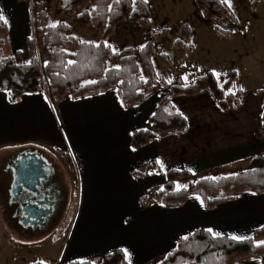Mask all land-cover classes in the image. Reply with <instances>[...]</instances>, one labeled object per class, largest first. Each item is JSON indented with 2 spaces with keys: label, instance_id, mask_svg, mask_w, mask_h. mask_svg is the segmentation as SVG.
I'll return each mask as SVG.
<instances>
[{
  "label": "crops",
  "instance_id": "obj_1",
  "mask_svg": "<svg viewBox=\"0 0 264 264\" xmlns=\"http://www.w3.org/2000/svg\"><path fill=\"white\" fill-rule=\"evenodd\" d=\"M147 3L152 11L150 27L121 23L105 40L113 51H136L149 41L150 29L156 33L155 43L165 38L160 33L172 14L165 8L168 1ZM34 4V0H0V10L9 27L5 37L9 36L15 53L27 50L23 63L30 62L27 40L34 33ZM234 14L239 24L232 29L231 39L211 30L203 36V46L209 52L206 58L219 61L216 68H208L202 60L189 59L197 51L193 42L185 58L179 57L175 46L172 48L170 55L178 58L180 67L168 73L185 83L184 77L196 81L213 72L221 86L219 74L225 85L235 72L232 86L226 89L227 109H221L209 92L173 95L162 86H156L141 105L130 109L123 106L116 90L80 98L67 94L55 102L44 93H28L14 103L10 93L0 92L1 151L12 154L10 157L30 152L49 162L48 157L67 155L75 166L76 201L70 222L67 226L56 224L52 233L58 237L51 244H60L59 264H99L116 249L125 253L128 264H155L177 247L179 239L197 230L211 228L218 237L249 239L264 227V193L244 192L213 209H207L197 194L189 195L182 206L154 201L155 192L164 187L170 170L189 171L191 177L215 178L235 174L241 167H248L254 157L264 156V67L255 60L264 55V27L254 23L250 15L251 23L242 25L235 10ZM177 34L174 45L180 38ZM100 39L99 43L101 31ZM227 47L230 62L222 59ZM136 56L142 77L147 79L137 53ZM242 56L247 60L239 62ZM9 57L16 58V54ZM234 88L241 91L239 106L231 99ZM163 97L170 98L187 119L186 133L156 140L141 149L132 148L133 131L149 125ZM142 197L147 198L144 203ZM236 264L264 263L251 258Z\"/></svg>",
  "mask_w": 264,
  "mask_h": 264
},
{
  "label": "trees",
  "instance_id": "obj_2",
  "mask_svg": "<svg viewBox=\"0 0 264 264\" xmlns=\"http://www.w3.org/2000/svg\"><path fill=\"white\" fill-rule=\"evenodd\" d=\"M45 1L34 4L37 12L33 20L34 33L27 40L30 62L22 63L17 57H4L5 36L9 27L0 20V92L10 93L12 103L28 93H44L52 101H62L67 94L72 98L96 95L116 90L123 106L127 109L141 105L148 92L156 86L169 88L173 95L196 96L209 92L221 109H227L226 89L235 80L231 73L224 87L218 84L213 72L201 75L189 85L179 79L174 85L156 77L151 56L154 52L156 33L150 29V39L143 46L115 52L105 43L123 22L138 24L149 28L152 11L143 0H61L65 14H77V21L83 26H92L102 32V41L98 44L85 42L73 35L69 24L60 22L49 26ZM202 11L205 20H220L230 17L236 20L232 10L221 0H194ZM217 33L227 39L232 32L216 28ZM180 38L175 42L178 55L185 58L191 51L192 30L188 24L179 26ZM170 37L168 29L160 33ZM43 38L47 62L42 65L37 56V38ZM98 46V47H97ZM148 78L142 77L137 56ZM162 63L171 65V60L160 54ZM119 63L118 67H109V63ZM94 81V83H90ZM241 91L232 95L235 106L240 105ZM188 128L187 119L174 107L170 98L159 101L156 113L150 118L149 125L136 129L132 133L131 146L141 149L148 144L173 135H183ZM258 134V133H257ZM74 181H77L76 169L71 157L65 155ZM189 171L170 170L166 172L164 187L154 194V201L169 206H182L191 194L199 195L207 209H213L218 203L236 198L244 192L264 193V156H256L250 169L236 174L206 177L197 180L188 188L175 189V181L189 176ZM146 197H142L144 203ZM264 241V227L255 231L253 237L235 241L227 237H214L207 230H197L192 235L178 240L177 247L155 264H236L251 258H258L264 263V246L257 242ZM33 264H40L36 262ZM68 264H96L91 261H77ZM99 264H128L125 253L116 249L106 254Z\"/></svg>",
  "mask_w": 264,
  "mask_h": 264
},
{
  "label": "rangeland",
  "instance_id": "obj_3",
  "mask_svg": "<svg viewBox=\"0 0 264 264\" xmlns=\"http://www.w3.org/2000/svg\"><path fill=\"white\" fill-rule=\"evenodd\" d=\"M38 1L39 0H34L35 3ZM167 1L168 5L165 4V8H168L172 14L170 19L165 21V29H168L170 33H172L173 38L165 37L163 40H160L156 43L154 41L156 49H154V63L152 62V64L158 79L164 81L167 80L168 82H172L171 84L174 85L178 82V79L176 80L175 77H172L168 73L174 71L175 69H179L180 67L178 58L176 59L173 57L172 59L170 55V51L172 48L174 49V41L176 38H178L177 26L179 24H188L193 35V41H191L190 44L192 45V48L193 42H195L197 45V51L194 52V54H191L189 59L199 61L202 60L208 68L211 65L216 68V65L219 63V61L213 62L211 57L208 59L206 58L209 52L206 50V47L203 46V36L206 31H217V27L232 32V29H235L239 22L237 18L234 20L230 17H224L220 20H205L202 11L196 7L194 0ZM231 3L232 7L230 9L232 10L233 14L234 10L239 14L240 20H242V25H249L248 23H251L252 18L254 23L258 24L260 27H264V0H231ZM45 8L47 10V25L54 26L60 22H63L73 26V35L82 41L98 44L101 40L100 31L94 29L92 26H83L79 24L77 21V14H65L61 8L60 0H47L45 3ZM247 17L250 19H245ZM157 20L160 22V19ZM36 44L37 56L40 59L41 64L44 65L47 62V58L45 54L43 38H37ZM5 46L6 47H4L3 50L4 57H9L16 54L18 60L22 63L24 62L27 54L26 48L19 49V51L15 53L13 51V43L11 42L9 36L5 37ZM161 53H164L170 60H172V68L170 67L171 65L166 66L162 63L160 57ZM224 55L225 56H223L222 59L230 62L229 47L225 49ZM243 57L244 56L239 57V62L241 59L247 60ZM255 60L262 62L264 67V55L256 57ZM118 66V62L109 63V67L111 68ZM219 78L220 84L223 86L224 83L220 74ZM184 80L185 83L182 80L183 84L187 85L192 84L195 81V79H189L187 77H184ZM236 90L237 89L235 88L232 90L235 95L237 93ZM229 91L230 90H227L228 95ZM11 155L12 154H9L4 150H0V264H33L41 261H43L44 264H59L58 262L62 260V257L60 255V257L58 256L60 252V244H51L53 239L55 238L57 240L58 237L57 234L52 236L54 228L51 230H40L38 232L33 230L26 231L21 227L20 224L14 221L13 210L10 201V178L8 173V163ZM48 159L50 160V163L56 167L59 176H62L61 178L65 186V190L62 192L63 196H65V199L62 209L58 214L56 224H65V226H67L71 219V209L74 208L76 201V181L73 179L71 169L68 166L65 156H52L51 158L48 157ZM251 166L252 163L248 167H241L242 169L235 172V174L241 172V170L244 171L250 169ZM199 179H201V177H180L175 181V189L179 190L182 188H188L191 184L195 183Z\"/></svg>",
  "mask_w": 264,
  "mask_h": 264
},
{
  "label": "flooded vegetation",
  "instance_id": "obj_4",
  "mask_svg": "<svg viewBox=\"0 0 264 264\" xmlns=\"http://www.w3.org/2000/svg\"><path fill=\"white\" fill-rule=\"evenodd\" d=\"M25 153L30 152H20L9 159L10 201L15 180L14 163L19 155ZM36 156L37 159H34L29 165V172L23 181L19 199L16 202H11V207L15 222L26 231L38 232L45 229L51 230L55 227L65 199L62 194L65 186L56 167L41 156ZM46 165L48 167L44 172L43 166Z\"/></svg>",
  "mask_w": 264,
  "mask_h": 264
},
{
  "label": "water",
  "instance_id": "obj_5",
  "mask_svg": "<svg viewBox=\"0 0 264 264\" xmlns=\"http://www.w3.org/2000/svg\"><path fill=\"white\" fill-rule=\"evenodd\" d=\"M34 159H37L36 154L33 153H25L18 156L17 160L14 163V172H15V180L13 184V188L11 191V202H16L19 199L20 193H21V187L23 184V181L25 179V176L29 172V165ZM42 163L43 160H40ZM44 172L47 170V165L43 166ZM48 174V172H47Z\"/></svg>",
  "mask_w": 264,
  "mask_h": 264
},
{
  "label": "snow or ice",
  "instance_id": "obj_6",
  "mask_svg": "<svg viewBox=\"0 0 264 264\" xmlns=\"http://www.w3.org/2000/svg\"><path fill=\"white\" fill-rule=\"evenodd\" d=\"M117 2H119V0H117ZM143 2H144V3H147L148 0H143ZM221 2L227 4V6H228L229 8L232 7L231 0H221ZM0 20H2L5 24L8 23V20H7V18L3 15L2 10H0ZM97 47H98V46H97ZM90 83H94V81H90ZM241 90H243V89H241ZM233 94H234V93H233ZM208 232L212 233V235H213L214 237H218V236H219V234L213 232V230H212L211 228L208 229ZM231 239H232V240H235V241H240V240H243V239H245V238H244V237H238V236H232ZM257 246H258V247H260V246H264V241H259V242H257ZM126 254H127V253H126ZM40 264H44V262L41 261Z\"/></svg>",
  "mask_w": 264,
  "mask_h": 264
},
{
  "label": "built area",
  "instance_id": "obj_7",
  "mask_svg": "<svg viewBox=\"0 0 264 264\" xmlns=\"http://www.w3.org/2000/svg\"><path fill=\"white\" fill-rule=\"evenodd\" d=\"M35 16H36V11L32 10V20L35 19Z\"/></svg>",
  "mask_w": 264,
  "mask_h": 264
}]
</instances>
